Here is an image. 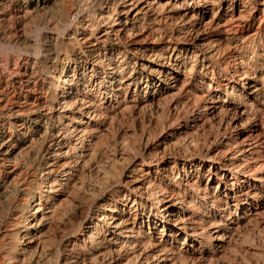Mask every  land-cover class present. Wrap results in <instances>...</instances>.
<instances>
[{"label": "bare ground", "instance_id": "bare-ground-1", "mask_svg": "<svg viewBox=\"0 0 264 264\" xmlns=\"http://www.w3.org/2000/svg\"><path fill=\"white\" fill-rule=\"evenodd\" d=\"M257 237L264 0H0V264H264Z\"/></svg>", "mask_w": 264, "mask_h": 264}, {"label": "rangeland", "instance_id": "rangeland-1", "mask_svg": "<svg viewBox=\"0 0 264 264\" xmlns=\"http://www.w3.org/2000/svg\"><path fill=\"white\" fill-rule=\"evenodd\" d=\"M122 124H125V125H126V126H125V125L121 126L122 128H124V127L128 128V126H129V125H127V123H125V122L122 123ZM122 124H121V125H122ZM119 127H120V126H119ZM119 127H118V128L116 127V129H113L112 135H110V138H111V139L114 138V136L116 135V132H115V131H117V129H119ZM126 128H125V129H126ZM120 129H121V128H120ZM114 133H115V134H114ZM111 136H112V137H111ZM257 238H258L260 241H258V240L256 239V241H255V245H256V246L254 245V248H255V250H257V249L260 250L262 247H264V245H262V244H264V241H263V240H264V237H261L262 239H260V237H257ZM259 242H260V243H259ZM257 243H258V244H257ZM259 245H260V246H259ZM257 246H258V247H257ZM261 246H262V247H261ZM252 247H253V246H252ZM259 247H260V248H259ZM254 248H253V249H254ZM263 249H264V248H263Z\"/></svg>", "mask_w": 264, "mask_h": 264}]
</instances>
